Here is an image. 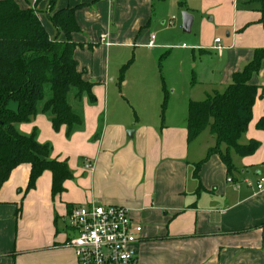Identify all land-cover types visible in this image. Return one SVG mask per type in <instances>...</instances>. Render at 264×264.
Wrapping results in <instances>:
<instances>
[{
	"label": "crops",
	"instance_id": "0c3cea01",
	"mask_svg": "<svg viewBox=\"0 0 264 264\" xmlns=\"http://www.w3.org/2000/svg\"><path fill=\"white\" fill-rule=\"evenodd\" d=\"M15 1L23 9L34 8L51 37L65 39L50 20L49 0ZM178 4L171 11L167 0L56 1L55 10L81 5L75 14L80 29L72 34L77 45L74 57L83 78L94 85L91 93L72 103L84 123L71 134L66 125L54 130L50 116L42 112L16 125L22 134L36 133L40 143L50 144L52 158L66 160L73 176L54 196L52 172L45 171L31 190L30 164L11 172L0 187V264H76L74 249L66 244L75 235L67 217L74 205L87 203L128 208L142 226L140 239L132 246L139 264H264V190L256 189L264 177V130L257 127L264 116V96L256 99L241 140L258 141L260 147L252 155L233 156L237 170L232 177L217 155L201 165L199 177L194 175L195 165L207 157L216 138L206 129L188 142L187 129L189 102L225 91L233 75L264 47L261 3ZM164 7L166 12H160ZM184 11L194 17L188 37H181L191 43L177 46L191 50L195 63L187 83L171 85L169 91L163 77V84L158 81L153 63L136 61V92L117 97L114 84L118 81L120 91L130 84L126 73L121 81L128 48L169 49L168 39L152 29L167 30L162 25L170 13ZM168 24L175 25V18ZM152 34L155 46L148 47ZM104 36L107 42L102 41ZM252 83L261 94L264 61ZM164 88L169 99L162 119Z\"/></svg>",
	"mask_w": 264,
	"mask_h": 264
},
{
	"label": "trees",
	"instance_id": "16d2710c",
	"mask_svg": "<svg viewBox=\"0 0 264 264\" xmlns=\"http://www.w3.org/2000/svg\"><path fill=\"white\" fill-rule=\"evenodd\" d=\"M57 0H49L50 20L65 39L51 37L34 8L23 9L15 0H0V187L11 172L21 164L31 165L28 190L35 187L38 178L50 171L53 175V195L61 194L64 183L73 174L66 160L52 158V146L38 141L36 133L25 135L16 125L30 121L38 112L50 116L54 130L64 125L71 134L82 127L84 116L71 101L77 102L91 93L94 83L83 78L74 57L76 44L72 34L80 27L76 11L81 6L55 10ZM261 3L264 26V0ZM55 10V11H54ZM264 61V47L255 51L253 59L233 75L223 92L215 91L205 100L189 102L187 129L188 142L194 141L206 129L216 138L207 157L195 165L194 175L199 177L201 165L217 155L230 177L237 170L233 156H249L260 147V142H241L252 120V110L264 88L252 83ZM129 61L121 70V81ZM169 92L164 88L161 116L164 119ZM16 103V108L10 106ZM264 130V116L257 124Z\"/></svg>",
	"mask_w": 264,
	"mask_h": 264
},
{
	"label": "built area",
	"instance_id": "2783aa9c",
	"mask_svg": "<svg viewBox=\"0 0 264 264\" xmlns=\"http://www.w3.org/2000/svg\"><path fill=\"white\" fill-rule=\"evenodd\" d=\"M155 38L154 34L150 36L148 47L155 46ZM220 40L217 38L216 42ZM102 41L107 42L105 36ZM218 49L222 47L218 46ZM85 166L93 169L91 163ZM256 189L264 190V177L258 179ZM67 221L75 231L66 244L74 249L76 264H139L132 246L139 241L142 226L134 222L127 207L102 203L78 204L72 207Z\"/></svg>",
	"mask_w": 264,
	"mask_h": 264
},
{
	"label": "rangeland",
	"instance_id": "374dc122",
	"mask_svg": "<svg viewBox=\"0 0 264 264\" xmlns=\"http://www.w3.org/2000/svg\"><path fill=\"white\" fill-rule=\"evenodd\" d=\"M169 5L171 4V11L177 10L179 7L178 2L180 0H167ZM173 9V10H172ZM160 12H166V8L164 7L163 10H159ZM185 12V11H184ZM181 14H175L170 13V18H175V25H169L168 21L169 19L166 20V26L168 27L167 30H159V28H153V32L158 36L159 38L161 36L165 37L168 39V44H170L169 49H155L151 50L146 47V45H136L131 48H128L127 54L125 55V59L123 63H128L131 61L133 64L128 68V71H126V80L129 78L130 79V84L126 88V86H122V91H120L121 85L118 83H115L113 86V90L115 91V95L118 96H127V94H131L136 92L137 89V84L135 82L136 77H137V70L138 66H135L137 62L139 63H146V64H151L153 63L156 66L157 73L158 74V81H160L163 84V79L165 81L166 86L169 88V91L171 90V85H181L183 81L187 83L188 81V71H191L194 69V62L192 61L193 56L191 54V50H178L177 46L178 45H183V44H190V40H186L185 38L181 37H188V32L183 31L182 27V18H183V13ZM158 13V10H157ZM178 40V41H177ZM143 44V43H142ZM173 48V49H172ZM170 50L171 53L169 55H166L164 58L160 60V57L162 54H164L166 51ZM161 62V66H159ZM183 70H184V75H183ZM184 82V83H185ZM73 95H71V101L73 103ZM123 103H125L124 99H121ZM10 106L12 108H16V103L11 102Z\"/></svg>",
	"mask_w": 264,
	"mask_h": 264
},
{
	"label": "water",
	"instance_id": "95a60500",
	"mask_svg": "<svg viewBox=\"0 0 264 264\" xmlns=\"http://www.w3.org/2000/svg\"><path fill=\"white\" fill-rule=\"evenodd\" d=\"M194 17L188 13L184 12L183 13V31L185 32H190L192 28Z\"/></svg>",
	"mask_w": 264,
	"mask_h": 264
}]
</instances>
